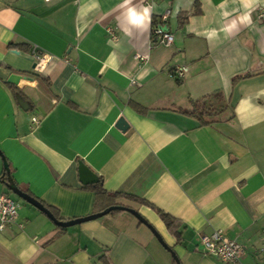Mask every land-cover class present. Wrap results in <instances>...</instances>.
<instances>
[{
	"label": "crops",
	"instance_id": "0c3cea01",
	"mask_svg": "<svg viewBox=\"0 0 264 264\" xmlns=\"http://www.w3.org/2000/svg\"><path fill=\"white\" fill-rule=\"evenodd\" d=\"M262 8L264 0H0V194L17 204L0 230V264H100L104 252L113 264H174L166 247L181 264H225L199 241L214 230L241 245L239 264H264ZM145 9L150 19L133 24L130 12ZM166 11L173 42L154 44ZM176 66L187 67L180 80L169 75ZM215 93L226 107L205 123L183 113ZM79 161L105 190L148 202L119 199L148 225L124 211L61 227L7 187L8 173L62 221L84 218L98 210Z\"/></svg>",
	"mask_w": 264,
	"mask_h": 264
},
{
	"label": "built area",
	"instance_id": "2783aa9c",
	"mask_svg": "<svg viewBox=\"0 0 264 264\" xmlns=\"http://www.w3.org/2000/svg\"><path fill=\"white\" fill-rule=\"evenodd\" d=\"M50 2L52 0H44ZM147 1V0H146ZM169 12L166 11L160 16V21L152 27L151 41L154 44L170 45L173 42V35L164 29ZM259 17H264V8L258 12ZM107 33L112 40H116L117 36L111 27L106 28ZM45 55L38 56L36 68L41 69L45 64ZM187 72L186 66H176L169 72L171 78L180 80ZM132 84L135 82L132 80ZM32 121L37 123L35 117ZM17 215V204L8 195L0 194V230L7 224L14 221ZM199 241L203 247L204 253L215 257L218 261L225 264H239V259L242 254V247L235 240L227 238L220 230H214L209 234H201ZM262 249H264V230L262 231Z\"/></svg>",
	"mask_w": 264,
	"mask_h": 264
},
{
	"label": "trees",
	"instance_id": "16d2710c",
	"mask_svg": "<svg viewBox=\"0 0 264 264\" xmlns=\"http://www.w3.org/2000/svg\"><path fill=\"white\" fill-rule=\"evenodd\" d=\"M199 10L194 11V13H198ZM186 17L185 16H180V22L182 23ZM250 74L249 73H244L241 75H238L234 77L233 80L241 79L248 77ZM226 107V104L224 103V99L221 94L215 93L211 96L208 97L207 101L201 102L199 105L195 106L192 110H186L183 111V113L188 114L193 116L196 120H198L200 123H205L204 117L206 116H212V115H217L220 113L224 108ZM137 110L139 111H144L142 107L137 106ZM6 174H3L1 178L4 180ZM91 190L94 193L95 196V207L97 208L98 212H101L103 210H106L108 208H112V210L108 213L110 215H117L120 214L124 211H127L126 209H132L131 207H128L122 203L119 202L120 198L143 203V204H148V202L144 201L143 199H139L136 196L130 195V194H123L120 192H111L107 191L103 188L102 186V178H98V181L96 183H93L90 186ZM39 204L43 205L45 208L50 210V212L54 215L55 218L58 220L62 221V219L59 218L56 210L49 205H46L42 203L41 201H38L35 199ZM150 205V204H149ZM134 210V209H133ZM157 213L159 214L160 218L164 221L166 226L168 228L172 227V225L175 223V220L167 214L166 212H163L159 208H156ZM97 213V212H96ZM69 221V220H68ZM66 222V221H62ZM178 234V232H177ZM100 264H113L112 261L110 260L108 253L104 252L101 256L98 258ZM174 264H181L178 260V258H173Z\"/></svg>",
	"mask_w": 264,
	"mask_h": 264
},
{
	"label": "water",
	"instance_id": "95a60500",
	"mask_svg": "<svg viewBox=\"0 0 264 264\" xmlns=\"http://www.w3.org/2000/svg\"><path fill=\"white\" fill-rule=\"evenodd\" d=\"M164 29L168 30L167 27H164ZM8 81L12 82V83H17L18 76L11 75L10 78L8 79ZM116 126L119 127L120 129H125L128 126V124L126 123V121L124 120L123 117H120L118 119L117 123H116ZM78 172H79L80 181L83 184H92V183H96L98 181V177L96 176V174H94L82 161L78 162ZM7 175H8L7 187L12 191V193H14L15 195H17L19 197H22L23 199L27 200L28 202H30L31 204L36 206L39 210H41L49 218H51L55 222V224H57L58 226L68 227L70 225H74V224L81 223V222H84V221H89V220H92V219H96V218H99V217H102V216L108 214L112 210V208H108L106 210H103L101 212H97L95 214H91V215L86 216L84 218L69 220V221H66V222L57 221L54 218V216L52 215V213L47 208H45L43 205L39 204L34 198H31L30 196H27V195L23 194L22 192H20L18 190V188H16V186H14V184L12 182V179L10 178L8 173H7ZM126 210L128 212L132 213L134 216H136L141 223H144V224L148 225L146 220L136 210L129 209V208L126 209ZM156 236L159 239V241L161 242L162 240H161L160 236H158L157 234H156ZM166 248L170 251L172 257L176 258V255L172 251V249L169 248V247H166Z\"/></svg>",
	"mask_w": 264,
	"mask_h": 264
},
{
	"label": "clouds",
	"instance_id": "9594fccd",
	"mask_svg": "<svg viewBox=\"0 0 264 264\" xmlns=\"http://www.w3.org/2000/svg\"><path fill=\"white\" fill-rule=\"evenodd\" d=\"M148 19H150L148 9H145L142 14H137L135 11L130 12V20L133 24L139 25L144 23ZM244 19H248V17H245Z\"/></svg>",
	"mask_w": 264,
	"mask_h": 264
}]
</instances>
